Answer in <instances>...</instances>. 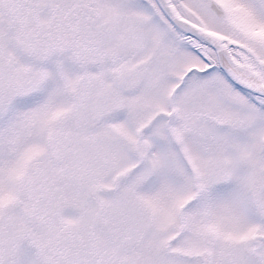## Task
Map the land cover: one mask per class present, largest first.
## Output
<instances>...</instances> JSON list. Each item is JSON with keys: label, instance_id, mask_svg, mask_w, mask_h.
Wrapping results in <instances>:
<instances>
[{"label": "snow or ice", "instance_id": "obj_1", "mask_svg": "<svg viewBox=\"0 0 264 264\" xmlns=\"http://www.w3.org/2000/svg\"><path fill=\"white\" fill-rule=\"evenodd\" d=\"M0 264H264V0H0Z\"/></svg>", "mask_w": 264, "mask_h": 264}]
</instances>
